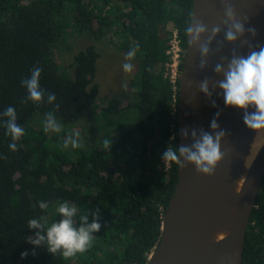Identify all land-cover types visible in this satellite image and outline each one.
Returning <instances> with one entry per match:
<instances>
[{"label": "trees", "instance_id": "16d2710c", "mask_svg": "<svg viewBox=\"0 0 264 264\" xmlns=\"http://www.w3.org/2000/svg\"><path fill=\"white\" fill-rule=\"evenodd\" d=\"M193 6L194 0H0V264H149L179 179V165L163 158L169 148L179 155V96L174 107L167 50L173 28L187 49ZM74 31L109 37L121 52L138 45L139 70L127 86L132 99L101 101L94 43L71 66L56 59ZM34 68L41 70L39 102L21 84ZM51 93L56 100L49 102ZM10 105L24 130L16 140L4 115ZM49 114L59 132L44 131ZM77 132L73 148L69 137ZM63 202L77 209V230L99 225L89 233L91 246L72 257L63 247L48 250L47 228L63 219L56 211ZM30 219L42 226L29 227ZM37 233L45 236L39 245L32 243ZM243 264H264V177Z\"/></svg>", "mask_w": 264, "mask_h": 264}, {"label": "water", "instance_id": "95a60500", "mask_svg": "<svg viewBox=\"0 0 264 264\" xmlns=\"http://www.w3.org/2000/svg\"><path fill=\"white\" fill-rule=\"evenodd\" d=\"M192 17L193 31L189 32L179 83V149L195 151L204 134L215 137L222 131V159L208 176L180 156L178 183L149 264H243L247 230L264 177V146L247 177L231 233L210 241L205 219L207 200L215 202L219 192L227 190L225 177L248 126L244 116L254 110V105L246 109L227 105L220 84L234 59L264 49V0H194ZM234 23H240L242 31L236 32ZM197 25L204 28L198 38ZM229 31L235 39H227ZM205 83L207 92L201 87ZM214 120L215 129L211 127Z\"/></svg>", "mask_w": 264, "mask_h": 264}, {"label": "clouds", "instance_id": "9594fccd", "mask_svg": "<svg viewBox=\"0 0 264 264\" xmlns=\"http://www.w3.org/2000/svg\"><path fill=\"white\" fill-rule=\"evenodd\" d=\"M228 16H232V10L229 8L227 12ZM233 27L236 32L242 31V25L240 23H234ZM189 32L193 30L188 29ZM204 28L201 25H197L195 33L198 35L203 32ZM227 39H235V35L232 31L227 33ZM138 45L133 47L132 51H129L125 57V62L122 65L125 73L131 74L133 72V64L127 61L136 54ZM207 49H204L206 51ZM220 71V67L216 69ZM41 70L34 68L31 70V78L24 79L21 81L22 86L26 85L27 98L33 102H39L42 97V92L39 89V77ZM202 89L207 92V84H203ZM220 87L224 90L225 103L229 106H234L240 109H246L249 105H254L256 108L255 112L246 113L244 116L245 124L253 128L264 127V49L258 52H252L247 58L234 59L229 66L228 71L225 73V80L221 82ZM49 102L56 100L54 93L49 94ZM4 115L10 118L8 123L9 134L13 140L19 139L24 135V130L15 123L16 110L13 106H8L4 110ZM47 124L56 132L61 130L60 126L51 118ZM212 128H216L217 124L212 121ZM44 131H48V127L44 128ZM224 133L218 132L215 137L210 134H204L200 142L195 145V151L189 148L181 147L179 149V155L176 150L169 148L164 154L163 158L166 161L175 162L179 165L180 156H183L185 160L191 161L196 165L197 172L207 174L208 176L213 175L217 162L222 159V153L220 151V137ZM69 137L71 146L73 148L79 147L78 137L79 133ZM64 147H68V141L65 142ZM103 147L110 150L112 145L108 139L103 141ZM9 148L12 150L16 149V144H9ZM39 207L44 209L47 205L44 202L39 203ZM56 211L63 217L59 223H52L47 228V243L49 245V251L55 252L57 249L63 247L65 249L63 255L65 257H72L77 252H84L88 249L91 244V237L89 233L93 230H98L99 225L92 223L88 227H81L78 230L73 227L72 217L76 213L77 209L70 206L67 202L60 203ZM86 219V217H82ZM29 227L40 228L42 225L35 219L28 221ZM45 240L44 235L37 233V239L33 240L32 243L39 245ZM24 255V254H22Z\"/></svg>", "mask_w": 264, "mask_h": 264}, {"label": "bare ground", "instance_id": "6f19581e", "mask_svg": "<svg viewBox=\"0 0 264 264\" xmlns=\"http://www.w3.org/2000/svg\"><path fill=\"white\" fill-rule=\"evenodd\" d=\"M263 146L264 127L247 126L231 170L225 177L227 190L219 192L217 201L207 200L209 212L205 219V229L210 241L217 242L231 233L247 177Z\"/></svg>", "mask_w": 264, "mask_h": 264}, {"label": "rangeland", "instance_id": "374dc122", "mask_svg": "<svg viewBox=\"0 0 264 264\" xmlns=\"http://www.w3.org/2000/svg\"><path fill=\"white\" fill-rule=\"evenodd\" d=\"M169 29H171V26ZM90 43H94L101 52V56L97 63L96 74V82L100 86L99 98L101 101L104 102L105 100L114 98L118 102H123L132 99V94L127 86L131 78L138 73L139 66L137 65V69L135 63L137 59L133 56L131 60L127 61L133 64V72L131 74L125 73L122 65L128 53L116 50L109 37H106L104 40H97L87 34H80L74 31L67 35L63 46L57 49L56 59L59 60L62 65L71 66L75 63L76 53ZM47 121L48 119L43 118L41 125L54 131L47 124ZM73 138H75L74 135ZM82 139L83 138H80V141ZM55 219L56 217L54 216L50 221H55Z\"/></svg>", "mask_w": 264, "mask_h": 264}, {"label": "built area", "instance_id": "2783aa9c", "mask_svg": "<svg viewBox=\"0 0 264 264\" xmlns=\"http://www.w3.org/2000/svg\"><path fill=\"white\" fill-rule=\"evenodd\" d=\"M172 29V28H171ZM167 55L169 56V62L166 65L165 76L170 80L174 86L176 93L174 94V104L177 101V92L179 96V83H180V73L181 65L183 63V58L185 55V49L182 45V40L178 29H172V35L170 39V45L167 50Z\"/></svg>", "mask_w": 264, "mask_h": 264}]
</instances>
